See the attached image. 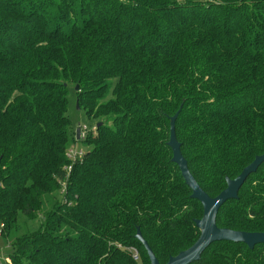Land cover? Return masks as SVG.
I'll use <instances>...</instances> for the list:
<instances>
[{
	"label": "trees",
	"instance_id": "obj_1",
	"mask_svg": "<svg viewBox=\"0 0 264 264\" xmlns=\"http://www.w3.org/2000/svg\"><path fill=\"white\" fill-rule=\"evenodd\" d=\"M69 85L96 119L78 138ZM177 109L209 195L264 151V0H0L4 264H150L137 227L161 263L189 246L202 205L171 159ZM19 214L36 227L16 233ZM216 223L264 230V161ZM188 264H264V242L216 240Z\"/></svg>",
	"mask_w": 264,
	"mask_h": 264
},
{
	"label": "water",
	"instance_id": "obj_2",
	"mask_svg": "<svg viewBox=\"0 0 264 264\" xmlns=\"http://www.w3.org/2000/svg\"><path fill=\"white\" fill-rule=\"evenodd\" d=\"M77 87V85H75ZM78 107V104H77ZM177 109L169 119V138L168 145L171 147V159L176 162L180 172L190 187V195L197 198L202 205V215L195 219V224L199 229L198 237L186 248L179 250L175 254L169 255L167 260L161 263L147 241L143 238L139 228L137 227L135 236L139 239L149 258L150 264H188L200 258L203 250L213 241L216 240H232L242 241L252 248L256 243L264 242V230H242L225 226H218L216 223V215L219 207L229 198H236L238 190L246 177L264 161V151L256 154L253 159L248 162L240 172L234 177H226V185L217 194L209 195L197 182L189 170L187 160L181 152L180 141L176 137L175 119L178 115ZM100 123V121L98 122ZM76 137L79 135V127L76 129Z\"/></svg>",
	"mask_w": 264,
	"mask_h": 264
},
{
	"label": "rangeland",
	"instance_id": "obj_3",
	"mask_svg": "<svg viewBox=\"0 0 264 264\" xmlns=\"http://www.w3.org/2000/svg\"><path fill=\"white\" fill-rule=\"evenodd\" d=\"M67 114L71 118L72 125L74 129L80 126H86L87 129L93 128L96 124V119L94 117H88L83 109L77 108V99H76V91L75 88L72 85H69L68 89V109ZM80 135V130H79ZM70 145L76 146L77 148L81 149H89L91 145L83 143L81 140H77L74 143H70ZM18 222H19V228L16 230V233H20L24 230H30L34 227H36V224L38 222V218L36 219H29L23 214L18 215ZM13 234V231H12ZM12 238V236H11ZM9 251H12V247H8V243L4 239L2 235H0V258H2V255L7 253ZM134 259L140 260V255L137 253V257H134Z\"/></svg>",
	"mask_w": 264,
	"mask_h": 264
},
{
	"label": "built area",
	"instance_id": "obj_4",
	"mask_svg": "<svg viewBox=\"0 0 264 264\" xmlns=\"http://www.w3.org/2000/svg\"><path fill=\"white\" fill-rule=\"evenodd\" d=\"M86 131H87V127L85 125L84 126L81 125L80 126V136H84ZM82 152H83V149L81 148H77L76 146H73V145L68 146V148L66 149V154L70 158L71 162L65 166L67 171H70L71 163L77 157H79L82 154ZM129 249L131 250L134 257H137V253H138L137 248L134 246H129ZM9 261H10V257L7 254H3L2 258H0V264L8 263Z\"/></svg>",
	"mask_w": 264,
	"mask_h": 264
}]
</instances>
